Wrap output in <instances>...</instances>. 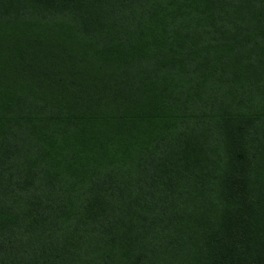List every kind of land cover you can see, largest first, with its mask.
<instances>
[{"label": "trees", "instance_id": "16d2710c", "mask_svg": "<svg viewBox=\"0 0 264 264\" xmlns=\"http://www.w3.org/2000/svg\"><path fill=\"white\" fill-rule=\"evenodd\" d=\"M0 264H264V0H0Z\"/></svg>", "mask_w": 264, "mask_h": 264}]
</instances>
